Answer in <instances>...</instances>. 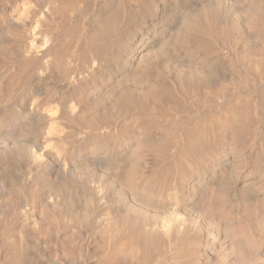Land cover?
I'll list each match as a JSON object with an SVG mask.
<instances>
[{
	"label": "rangeland",
	"instance_id": "1",
	"mask_svg": "<svg viewBox=\"0 0 264 264\" xmlns=\"http://www.w3.org/2000/svg\"><path fill=\"white\" fill-rule=\"evenodd\" d=\"M26 1L22 37L48 40L23 52L0 29V264L15 250L17 264H99L116 238L142 230L160 236L157 247L116 264H264V80L250 72L246 87L231 84L256 51L264 0H90L81 23L73 12L47 18L56 0H0V12ZM117 9V33L92 41L95 20ZM200 25L225 36L199 38ZM167 95L181 112L136 105ZM74 102L92 124L75 121ZM235 104L255 115L239 143L213 131ZM198 125L207 130L194 146Z\"/></svg>",
	"mask_w": 264,
	"mask_h": 264
},
{
	"label": "bare ground",
	"instance_id": "2",
	"mask_svg": "<svg viewBox=\"0 0 264 264\" xmlns=\"http://www.w3.org/2000/svg\"><path fill=\"white\" fill-rule=\"evenodd\" d=\"M89 1L90 0H56L55 3L50 4L47 7L48 9H47V13L45 14V16H47V18H50L53 15H57L58 17H62V16L67 17L71 12H73V14H77L79 16L78 22L81 23L83 21V17L85 18L88 16ZM32 12H33V5H31V3L28 1H26L25 4L19 8H13L10 11L4 10L3 12H0V26H4V27H0V29H3V32L6 35H8V37H11L12 39H15L16 41H18L19 39L18 42H21L20 49L23 50V52L27 50H30L33 52L35 50L38 51V49H40L42 45L46 44L48 40V37L43 35L40 38V40L37 41V39L33 38V34L31 32L26 34L27 39L30 40L29 43H27L28 42L27 39H26L27 41H25V39L22 37V35L27 31L26 21L29 19V16L31 15ZM120 15H121L120 9H117L116 11H114L109 17H106V18L104 17V19H102L101 15H99V17L95 20L96 21V31H95V34H93L92 36V41L107 42L112 36H114L119 29ZM212 17H213V14L209 13L208 16L206 17V21L211 20L210 18ZM78 29H79L78 27H75V30H73L69 34L65 46H61L57 48V50L52 51L51 63L53 64H55L56 62L58 63L59 60H61V56L64 53H66L68 50H70V45L74 42L75 39L78 38V34H79ZM195 29L197 31L196 35L199 38H202V36L204 35H207V37H211V38L212 37L220 38V37L225 36L224 30L216 29L214 31L208 25H200L196 27ZM251 31H252V35H253L254 42L256 45V51L250 56L249 58L250 63L248 64L246 68L235 69V72L233 74V78L231 81V84H233L234 86L246 87L247 85H249L250 83L249 73L250 72H252V74L255 77H257L259 80H262V79L264 80V9L263 8L259 11L258 16L255 18V21L253 22L251 26ZM17 36H18V39H17ZM2 44L3 43L0 41V45ZM6 46L7 44L4 45L3 49L0 48V51L5 52L8 49L6 48ZM48 66L51 67L52 65L50 64ZM214 94H211L212 96L208 95L206 98H203V100L205 102L210 103L211 98L219 95L220 93L217 92V94L216 93ZM95 98H98V97H95ZM166 100H168L166 104L157 105L156 103H154L153 106H148L147 103L142 99V100H139L136 103V105L141 106V108H145V109L148 108L152 115L154 114V116L157 115L159 117H166V116L174 115L177 112H181V110L183 109L180 102L177 101L171 95H167ZM68 110L70 113L75 115V121L79 122L80 124L90 125L93 123V120L89 118L90 113L86 111L81 106L80 103L74 102L70 104L68 106ZM49 113L50 112H48V114ZM254 120H255V115H254L253 109H249L242 104H235L231 107H228L223 113V115L220 116L219 120L216 121V123L214 124L213 131L217 133L218 135H223L227 137L228 139H231L237 143L243 142L248 138V135H249L248 125L252 123ZM52 130H55V128H52ZM205 130L207 129L202 128V125H198L196 127L195 134L191 133L189 135L190 142H192V144H195L194 146L202 145V144H199L198 140H199L200 134L203 133V131ZM171 139H172L171 134H166L163 140L159 142L157 147H162L163 145L167 144ZM37 155L38 154L35 151L30 157L34 158ZM124 172L125 171H123L120 174L119 176L120 178L127 177L125 176ZM127 178L131 179L132 175H130V177L128 176ZM213 204L214 203L210 198L207 199V201H205V206L207 208H209ZM163 229L166 232L168 230L167 226L163 227ZM112 235L116 236V233H113ZM159 237L160 236H157V235H150L147 232H144L143 230L142 231H131L125 236L123 235L119 236L118 238H116L115 245L110 252L111 254L108 255V257L102 262H100L99 264H116V262L127 260L130 257L141 259L143 255L147 252L149 247H152V248L157 247L158 242L160 240ZM71 243L72 241H70L69 248L72 250L71 252L74 253L76 252V250L73 248ZM107 244L108 242L104 243L103 245H107ZM18 258H19V253L17 250H15L14 252L10 253L7 262L4 264H17Z\"/></svg>",
	"mask_w": 264,
	"mask_h": 264
}]
</instances>
